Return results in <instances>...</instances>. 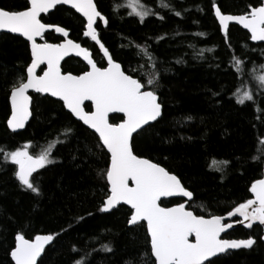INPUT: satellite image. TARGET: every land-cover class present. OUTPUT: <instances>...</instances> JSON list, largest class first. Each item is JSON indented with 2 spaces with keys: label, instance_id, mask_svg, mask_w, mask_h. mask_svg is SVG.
I'll return each instance as SVG.
<instances>
[{
  "label": "trees",
  "instance_id": "1",
  "mask_svg": "<svg viewBox=\"0 0 264 264\" xmlns=\"http://www.w3.org/2000/svg\"><path fill=\"white\" fill-rule=\"evenodd\" d=\"M96 3L108 19L106 27L97 24L102 42L128 74L146 86L149 79L156 81L147 87L157 92L163 104L162 117L135 140L134 152L177 174L194 194L189 209L197 215H225L250 199L251 185L264 176V163L253 159L260 155L264 160L260 143L264 141V90L252 81V71H259L264 63V43H253L238 25H231L225 36L213 5L224 13L242 14L262 0H140L154 13L144 23L132 14L128 0ZM28 6V0H0V7L7 10ZM58 8L42 20L70 30L71 38L90 49L98 65L105 67L99 47L83 36V17L69 7ZM45 39L59 43L62 37L48 32ZM31 61L27 40L0 34V148L4 149L0 153V264H14L10 250L19 233L27 239L55 236L41 257L43 264H154L146 224L129 226V207L99 211L109 189L106 171L111 157L100 147L97 134L75 119L61 101L42 94H33L26 129L13 132L7 126L11 86L18 76H26ZM62 68L81 74L88 66L69 58ZM247 88L254 100L240 105L237 93ZM86 108L91 110V104ZM122 118L114 115L111 122ZM26 143L33 145V153L51 148L57 161L34 174L39 177V196L19 184L13 175L17 166L4 162L7 152ZM224 161L229 163L225 166ZM183 201L164 199L161 204ZM233 235L254 237L257 243L214 258L216 264H264L260 226L237 228Z\"/></svg>",
  "mask_w": 264,
  "mask_h": 264
},
{
  "label": "snow or ice",
  "instance_id": "2",
  "mask_svg": "<svg viewBox=\"0 0 264 264\" xmlns=\"http://www.w3.org/2000/svg\"><path fill=\"white\" fill-rule=\"evenodd\" d=\"M28 2L29 6L21 11L0 7V31L19 34L31 42L32 61L26 68V76H18L10 90L11 115L7 126L11 131L23 129L32 116V96L28 94L29 90L48 93L51 97L58 98L62 101V107L73 117L82 121L88 129L94 130L98 134L100 147L106 149L111 156V166L106 171V180L110 187L99 211L107 213L121 204L130 206L127 223L131 227L140 228L146 222L154 264H216V260L212 258H218L230 249H251L257 243L254 238H221L223 233L234 226L233 222L225 223V216L212 215L206 219L203 215L189 210V205L185 202L177 203L174 207L161 206V198L180 197L192 201L194 194L185 187L177 174L160 163L135 154V140L148 131L154 122L160 120L163 104L157 92L147 87L156 81L149 79L146 86L140 79L127 74L121 63L115 61L101 43L95 27L97 18L105 26L108 19L98 10L94 0ZM58 6H70V9L86 19L83 36L90 37L103 49L107 66L98 67L89 50L72 39H66L62 43L37 42L38 38L44 40L45 33L53 27L55 32L62 33V37H68L69 32L65 28L47 24L41 19V14L59 10ZM128 7L132 8V14L139 17L140 23H144L149 15L154 14L147 11L146 6L140 4V0H129ZM162 7L168 5L162 3ZM213 7L214 15L225 36L229 23L234 21L250 32L252 41L264 42V2L256 7L249 6L250 11L243 15L222 14L219 6ZM175 15L180 16L181 13L176 12ZM72 53L83 57L90 66L89 70L79 75L63 73L61 61ZM45 64L47 69L42 70V75H37V69ZM258 79L264 85V74ZM253 100V94L245 92L237 103L244 105L246 101ZM85 101L92 102L94 111H85ZM110 113H122V122L110 123ZM260 143L264 144V141ZM32 148L31 143H26L7 152L4 162L17 166L13 175L19 184L39 196L42 194L39 177L34 174L57 161L52 157L51 148H45L39 153H33ZM3 152L4 149L0 148V153ZM253 159L264 163L260 155ZM228 163L223 162L225 166ZM129 181L134 186H129ZM250 191L254 198L234 207L227 213V218L242 217V220L237 219L235 223L245 224L249 229L258 223L264 230V179L256 180ZM54 239L55 236L51 234L36 235L34 239H26L23 233L16 234L15 246L10 250V256L15 264H38V261L43 264L41 257L45 247ZM105 250L112 251L108 246H105Z\"/></svg>",
  "mask_w": 264,
  "mask_h": 264
},
{
  "label": "water",
  "instance_id": "3",
  "mask_svg": "<svg viewBox=\"0 0 264 264\" xmlns=\"http://www.w3.org/2000/svg\"><path fill=\"white\" fill-rule=\"evenodd\" d=\"M94 2L96 3V0H94ZM262 2H264V0H262ZM96 5H97V3H96ZM216 6H218L217 4H215ZM59 7V6H58ZM66 7H69L70 8V6H66ZM97 8H98V6H97ZM98 10H99V8H98ZM54 10H52L51 12H53ZM100 11V10H99ZM250 11V10H249ZM50 12V13H51ZM101 12V11H100ZM50 13H48V14H50ZM221 13L222 14H230V13H224L222 10H221ZM48 14H41V19H42V17L43 16H45V15H48ZM79 14V13H78ZM243 14H246V13H243ZM243 14H231V15H243ZM80 15V14H79ZM103 15V14H102ZM81 16V15H80ZM104 17H105V15H103ZM216 18V17H215ZM83 19L85 20V22H86V19L83 17ZM216 20H217V22H218V24H219V21H218V19L216 18ZM101 22L102 24H103V21L102 20H100L99 18H97V22H96V25H95V27L97 28V24H98V22ZM42 22H44L43 20H42ZM47 24H49V23H47ZM50 25H53V26H58V27H62V26H60V25H54V24H50ZM231 25H238L239 27H241L242 29H244L245 31H247L248 33H249V35H251L250 34V32L247 30V29H245V28H243V26L242 25H240V24H238V23H236V22H230L229 23V28H230V26ZM103 26L104 27H106L104 24H103ZM220 26V25H219ZM64 28V27H63ZM220 28H221V26H220ZM65 30H67L68 32H69V35H68V37H62V33H57V32H55V28L53 27L52 29H50L48 32H55L57 35H59V36H61L62 38H63V40L61 41V42H59V43H62L64 40H66V39H72L71 38V31L70 30H68V29H66L65 28ZM86 30V29H85ZM229 31V30H228ZM48 32H46V33H48ZM97 32H98V37H99V39H100V41H101V43H103L102 42V40H101V38H100V35H99V30L97 29ZM221 32L223 33V30H222V28H221ZM1 33H8V32H5V31H0V34ZM45 33V34H46ZM9 34H13V35H18V36H20L19 34H16V33H9ZM224 34V33H223ZM22 37V36H21ZM24 38V37H23ZM90 38V37H89ZM25 40H26V38H24ZM91 39V38H90ZM74 42H76V43H79L80 45H81V47H84V48H87L86 46H84V45H82L80 42H77V41H75L74 39H72ZM46 41V39H45V36H44V40H41V39H37V42L38 43H44ZM252 41V40H251ZM29 42V41H28ZM47 42V41H46ZM95 44H96V42L95 41H93ZM253 43H264V42H256V41H252ZM30 43V48H31V42H29ZM48 43H52V42H48ZM104 44V43H103ZM97 45V44H96ZM98 47H99V45H97ZM104 46H105V44H104ZM105 48H107L106 46H105ZM88 49V48H87ZM99 49H100V51H101V53H102V55H103V57L105 58V60H106V62H107V58L104 56V54H103V49H101L100 47H99ZM89 50V52L91 53V56H92V58H93V60L96 62V60L94 59V57H93V53H92V51L90 50V49H88ZM108 52H109V54L111 55V52L108 50ZM112 56V55H111ZM72 57H74V58H78V59H80L81 61H83L86 65H87V62L86 61H84L83 60V57H78V56H76L75 55V53H72V54H70L69 56H66L65 58H64V60H62L61 61V69H62V72L63 73H71V74H73V75H79V74H75V73H72V72H64V70H63V63L67 60V59H69V58H72ZM114 59V58H113ZM115 60V59H114ZM116 61V60H115ZM118 62V61H117ZM97 63V62H96ZM120 63V62H119ZM31 64V63H30ZM30 64H29V66H30ZM122 65V64H121ZM88 66V65H87ZM97 66L98 67H101V66H99L98 65V63H97ZM107 66V65H106ZM89 67L90 66H88V69L87 70H89ZM123 67V66H122ZM47 69V65L45 64V65H41L40 66V68H38L37 69V75H42L43 74V71L42 70H46ZM127 73V72H126ZM82 74V73H81ZM128 74V73H127ZM134 77V76H133ZM134 78H136V77H134ZM138 79V78H137ZM149 90H151V89H149ZM30 96H32V103H33V94H41V93H35L33 90H29V93H28ZM42 95H44V96H50V94H48V93H43ZM158 95V94H157ZM159 96V95H158ZM51 97V96H50ZM52 98H54V99H56V100H58V98H55V97H52ZM10 102H11V100H10ZM62 102V101H61ZM87 104H91V106H92V109L91 110H87V108H86V105ZM84 108H85V111H94V106L92 105V102L91 101H85V103H84ZM67 110V109H66ZM31 111H32V104H31ZM68 111V110H67ZM114 115H121L123 118H124V116H123V114L122 113H110L109 114V122L110 123H112L111 122V117L112 116H114ZM10 118V117H9ZM31 118H32V116L29 118V121H28V123L25 125V127L23 128V129H18L16 132H19V131H22V130H24V129H26V127H27V125L29 124V122H30V120H31ZM75 118V117H74ZM75 119H77V118H75ZM78 120V119H77ZM79 121V120H78ZM81 123H82V121H80ZM120 122H122V120L120 121ZM120 122H118V123H120ZM83 124V123H82ZM84 126H86V125H84ZM87 127V126H86ZM147 127V126H146ZM88 128V127H87ZM11 130V129H10ZM91 130V129H90ZM92 132H94V130H91ZM97 136H98V134H97ZM110 154V153H109ZM136 154V153H135ZM139 156V155H138ZM111 157V156H110ZM141 157V156H140ZM141 158H145V157H141ZM148 159V158H147ZM154 162V161H153ZM110 166H111V162H110ZM162 166V165H161ZM164 167V166H163ZM110 168V167H109ZM261 179H264V176L261 178ZM254 183V182H253ZM129 186H134L133 185V182L132 181H129ZM109 187H110V185H109ZM251 189V188H250ZM251 192V191H250ZM251 195H252V198L251 199H253L254 198V195H253V193L251 192ZM174 198H180V197H169V198H161V201L162 200H164V199H174ZM180 199H183V200H185L184 202L186 203V204H188L189 205V201L187 200V198H180ZM161 203V202H160ZM121 205H123V204H121ZM120 205V206H121ZM176 205V204H175ZM175 205H171V206H163L162 204H161V206L162 207H174ZM127 207H129L130 208V206H128V205H126ZM119 207V206H118ZM117 207V208H118ZM117 208H115V209H117ZM115 209H112L111 211H113V210H115ZM189 210H191V209H189ZM110 211V212H111ZM191 211H193V210H191ZM194 212V211H193ZM195 213V212H194ZM223 216H225V220H229V218H227V215H223ZM206 219H208V218H211V216H204ZM234 218H237V217H232V218H230V219H234ZM238 218H240L241 220L243 219L242 217H238ZM245 223H247V222H245ZM145 224H146V222H145ZM258 224V223H257ZM240 225H242V226H244L245 227V224H240V223H235L234 222V226L233 227H236V226H240ZM255 225V224H254ZM253 225V226H254ZM245 228H247V227H245ZM249 229V228H248ZM231 230V229H230ZM229 231V230H228ZM225 233H223L222 234V236L224 235ZM41 235H49V234H41ZM222 236H221V238H222ZM26 238V237H25ZM27 239V238H26ZM34 239V238H33ZM190 239H192V240H194V237H191ZM223 239V238H222ZM262 240H263V242H264V230H263V236H262ZM53 242V241H52ZM51 242V243H52ZM50 243V244H51ZM49 244V245H50ZM49 245H47V246H49ZM46 246V247H47ZM45 247V248H46ZM231 250H238V249H230L229 251H231ZM228 251V252H229ZM44 254V253H43ZM43 254H42V256H43ZM222 255V254H221ZM220 255V256H221ZM212 259H214V258H212ZM14 262V261H13ZM15 263V262H14ZM38 263H39V261H38ZM207 263V262H206Z\"/></svg>",
  "mask_w": 264,
  "mask_h": 264
},
{
  "label": "flooded vegetation",
  "instance_id": "4",
  "mask_svg": "<svg viewBox=\"0 0 264 264\" xmlns=\"http://www.w3.org/2000/svg\"><path fill=\"white\" fill-rule=\"evenodd\" d=\"M61 37V36H60ZM62 40H63V38H62ZM61 40V41H62ZM60 41V42H61ZM72 58H74V57H72ZM109 185V184H108ZM252 198V197H251ZM250 198V199H251ZM185 201V200H184ZM183 201V202H184ZM190 202V201H189ZM196 214V213H195ZM225 215H227V214H225ZM204 216V215H203ZM221 216H223V215H221ZM237 219H240V218H234V219H229V220H225V223H228V222H235ZM241 220V219H240ZM254 226H259L258 224H255ZM253 226V227H254ZM261 227V226H260ZM237 228H243V229H245V230H251V229H248V228H245L244 226H242V225H240V226H236V227H233L231 230H229L228 232H226L223 236H222V238H227V239H237V240H239V239H248V238H250V237H248V238H246V237H238V236H234L233 235V233H234V231L237 229ZM262 228V227H261ZM263 231V230H262ZM263 236V235H262ZM251 238H254V237H251ZM255 239V238H254ZM241 249H243V248H241ZM239 250V249H238ZM232 251H236V250H231V251H229V252H232ZM228 252V253H229ZM223 255V254H222Z\"/></svg>",
  "mask_w": 264,
  "mask_h": 264
},
{
  "label": "rangeland",
  "instance_id": "5",
  "mask_svg": "<svg viewBox=\"0 0 264 264\" xmlns=\"http://www.w3.org/2000/svg\"><path fill=\"white\" fill-rule=\"evenodd\" d=\"M129 2V0H128ZM141 4V3H140ZM128 5V3H127ZM131 11H132V8H130ZM259 70V69H258ZM261 74H264V63L262 65V67H260V70L259 71H252V81L256 84V86L261 89V90H264V85H261L260 82H259V79L258 77L261 75ZM245 92H250V90L247 89H243V91H239L237 93L238 97L240 98Z\"/></svg>",
  "mask_w": 264,
  "mask_h": 264
},
{
  "label": "bare ground",
  "instance_id": "6",
  "mask_svg": "<svg viewBox=\"0 0 264 264\" xmlns=\"http://www.w3.org/2000/svg\"><path fill=\"white\" fill-rule=\"evenodd\" d=\"M248 12V11H247ZM247 12H245V13H247ZM243 14V13H242ZM11 257V256H10ZM12 259V258H11ZM13 261V260H12ZM15 264V263H14Z\"/></svg>",
  "mask_w": 264,
  "mask_h": 264
}]
</instances>
